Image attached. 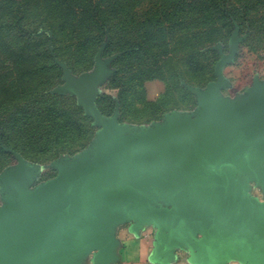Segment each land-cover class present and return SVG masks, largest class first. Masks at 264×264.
Returning <instances> with one entry per match:
<instances>
[{
	"label": "rangeland",
	"instance_id": "obj_1",
	"mask_svg": "<svg viewBox=\"0 0 264 264\" xmlns=\"http://www.w3.org/2000/svg\"><path fill=\"white\" fill-rule=\"evenodd\" d=\"M145 4L128 27L109 17L98 44L67 48L63 35L54 51L47 31L52 69L36 74L31 33L49 19L25 0H0V215L94 168L103 152L196 119L209 92L264 84V0L172 37L135 28ZM31 117L41 124L21 132Z\"/></svg>",
	"mask_w": 264,
	"mask_h": 264
},
{
	"label": "crops",
	"instance_id": "obj_2",
	"mask_svg": "<svg viewBox=\"0 0 264 264\" xmlns=\"http://www.w3.org/2000/svg\"><path fill=\"white\" fill-rule=\"evenodd\" d=\"M200 126L202 159L194 173L218 205L236 218L264 227V84L232 97L215 96ZM233 120L217 138L222 122ZM165 146L183 163L200 148L197 125L180 123ZM92 195L66 203L67 211L7 264H264V236L212 218L187 182L157 152L126 157L95 183ZM33 218L25 224L34 225ZM30 231L18 232L0 257Z\"/></svg>",
	"mask_w": 264,
	"mask_h": 264
},
{
	"label": "trees",
	"instance_id": "obj_3",
	"mask_svg": "<svg viewBox=\"0 0 264 264\" xmlns=\"http://www.w3.org/2000/svg\"><path fill=\"white\" fill-rule=\"evenodd\" d=\"M260 1L262 0H25L27 4L43 13L45 19H49V22L43 21L46 23L44 33L42 28L35 27L31 33L33 70L39 74L46 68L52 69L50 52L47 46L43 45L49 35L47 31L52 35L54 51H58L56 48L62 43L63 35L70 36L66 40L67 48H74L85 41L86 45L98 44L109 30V17L118 16L117 21H123L125 27H128L129 20L136 15L134 9L146 3L142 13L145 15L134 24L135 28L149 34L154 30L161 32L163 27L167 36L172 37L174 31L183 35L189 33L192 27L197 30L212 29L214 25L207 23L206 18L212 16L220 18L236 15L240 11L247 12L248 8L252 10V6ZM236 2H239L242 8L234 6ZM163 19L167 25L162 26ZM39 119L31 117L26 120L20 126V131L27 133L31 128L37 127L41 124ZM31 138L40 139L38 133Z\"/></svg>",
	"mask_w": 264,
	"mask_h": 264
},
{
	"label": "water",
	"instance_id": "obj_4",
	"mask_svg": "<svg viewBox=\"0 0 264 264\" xmlns=\"http://www.w3.org/2000/svg\"><path fill=\"white\" fill-rule=\"evenodd\" d=\"M261 84L255 85L252 88H256ZM214 92H209L208 96L204 99L205 106L200 115L194 120L176 122L166 130L156 133L154 136L148 138H142L118 147L115 151L108 150L102 153V160L94 168L87 172L80 174L76 177H71L66 181L60 183L57 187L52 188L35 198H28L26 202L14 209H9L0 215V249L4 244L14 235H18V232L24 231L30 233L24 235L17 245L12 247L9 251L2 254L0 257V264H7L14 260L19 255L26 253L31 247V244L35 239L41 236V234L47 230L51 225L60 223L62 218L66 216L67 211H55L58 206L66 203H79L82 200L90 197L94 189V185L101 178L106 176L109 172L114 170L119 164L130 154L142 149H149L159 153L175 170L184 178L189 187L192 189L200 204L210 213L212 218H215L226 225H231L242 231H246L252 234L264 236V227L253 224L247 221L245 218H236L230 214L234 210L232 206L223 202L222 205H218L211 196L210 191L205 188L194 171L203 166L208 160L214 156H209L202 159L204 154V146L201 140H199L200 126L207 123L210 118V109L214 104L215 98ZM191 123L197 125L195 133L192 135V139L198 142L200 148L194 153V159L188 163L180 161L164 144L168 138L169 133L175 130L180 123ZM233 120L228 122H222V128L219 132L217 141L224 147L222 141V133L229 124H232ZM113 136L111 141L113 140ZM107 143L104 145L106 146ZM264 217V214H262ZM34 219V225L26 227V222L29 219Z\"/></svg>",
	"mask_w": 264,
	"mask_h": 264
}]
</instances>
